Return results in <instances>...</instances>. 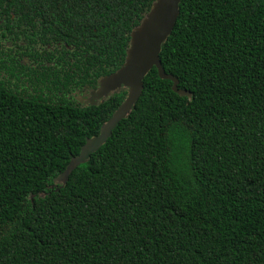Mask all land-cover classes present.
Segmentation results:
<instances>
[{
    "label": "trees",
    "instance_id": "1",
    "mask_svg": "<svg viewBox=\"0 0 264 264\" xmlns=\"http://www.w3.org/2000/svg\"><path fill=\"white\" fill-rule=\"evenodd\" d=\"M155 1L0 0V264H264V0H182L160 60L191 97L153 67L55 184Z\"/></svg>",
    "mask_w": 264,
    "mask_h": 264
},
{
    "label": "water",
    "instance_id": "2",
    "mask_svg": "<svg viewBox=\"0 0 264 264\" xmlns=\"http://www.w3.org/2000/svg\"><path fill=\"white\" fill-rule=\"evenodd\" d=\"M181 1L156 0L141 24L132 31L124 64L116 72L99 80L98 89L91 92L85 104L97 105L98 101L122 88L128 89L126 100L102 125L100 133L87 139L80 153L73 157L65 171L55 178V184L64 185L73 171L105 144L118 124L130 114L141 97L144 78L153 67L157 69L161 79L172 82V89L175 93L182 97H191L189 91L179 89V80L172 74L166 73L160 60L162 45L172 33L178 20ZM30 199L33 202V196H30Z\"/></svg>",
    "mask_w": 264,
    "mask_h": 264
},
{
    "label": "flooded vegetation",
    "instance_id": "3",
    "mask_svg": "<svg viewBox=\"0 0 264 264\" xmlns=\"http://www.w3.org/2000/svg\"><path fill=\"white\" fill-rule=\"evenodd\" d=\"M84 103H85V101L84 100H82Z\"/></svg>",
    "mask_w": 264,
    "mask_h": 264
}]
</instances>
